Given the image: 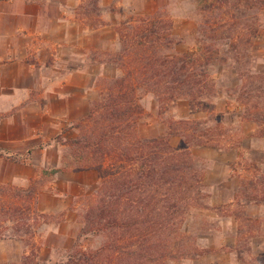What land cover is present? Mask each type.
<instances>
[{
	"label": "trees",
	"instance_id": "trees-1",
	"mask_svg": "<svg viewBox=\"0 0 264 264\" xmlns=\"http://www.w3.org/2000/svg\"><path fill=\"white\" fill-rule=\"evenodd\" d=\"M263 7L264 0H203L197 48L182 53L172 52V21L160 13L121 24V48L107 61L120 74L98 83V98L75 124L78 137H55L73 147V170L94 169L100 177L84 197L83 225L65 264H171L213 251L199 247L184 227L206 196L204 167L190 148L218 147L212 132L220 124L210 125V117L170 120L165 136H138L137 91L159 99L211 102L217 96L214 67L230 68L240 80L236 100L244 106L241 118L264 131V75L251 64L252 39L260 31L257 13ZM173 137L180 138L179 145L171 144ZM28 155L0 148V157L13 161ZM36 192L32 181L26 188L0 185V239L32 242L37 228L47 222L35 209ZM104 232L108 239L102 246L82 248L83 236ZM36 252L33 243L28 257Z\"/></svg>",
	"mask_w": 264,
	"mask_h": 264
},
{
	"label": "crops",
	"instance_id": "crops-1",
	"mask_svg": "<svg viewBox=\"0 0 264 264\" xmlns=\"http://www.w3.org/2000/svg\"><path fill=\"white\" fill-rule=\"evenodd\" d=\"M98 3L103 10L95 22L81 16L83 0H0V147L20 154L29 151L20 162L0 157V185L25 188L50 169L53 175L47 180L49 186L37 189L34 206L41 214L61 215L59 220H48L37 228V264H59L55 253L71 248L82 227L72 202L87 194L99 179L94 169L61 166L63 145L55 141L58 135L65 139L76 136L75 123L87 115L90 103L98 97V80L117 74L113 65L97 56L118 49L116 28L122 20L121 13L107 10L113 7L111 4L118 5V0ZM225 86L218 88L212 105V111L220 116L240 109L232 100L227 103ZM191 107L177 110L176 117L207 116V108ZM237 121L241 127H250V122ZM250 128L243 134L251 135L255 126L251 124ZM157 131L165 132L160 127ZM263 140L264 137H245L241 147L190 148L194 156L205 160L203 182L210 188L214 206L230 203L232 207L238 202L241 214L259 219L261 227L264 204L237 200L235 193L243 170H233L242 150L251 161L263 153ZM257 161L264 169V159ZM218 217L221 235H207V245L221 252L205 254L189 264H247L235 250L240 217L235 213H221ZM251 248L252 255L264 257L263 232L253 238ZM27 254L21 238L0 239V264L20 263ZM244 258L252 257L247 254Z\"/></svg>",
	"mask_w": 264,
	"mask_h": 264
},
{
	"label": "rangeland",
	"instance_id": "rangeland-1",
	"mask_svg": "<svg viewBox=\"0 0 264 264\" xmlns=\"http://www.w3.org/2000/svg\"><path fill=\"white\" fill-rule=\"evenodd\" d=\"M99 0H83L82 8H80L81 16L88 17L91 21H98L99 14L103 8L99 6ZM203 4V0H118V5L111 4L113 7H107V10L116 13L115 11L119 10L121 13L122 20L117 25L116 32L118 37V49L112 53H116L120 50L121 44L118 35V28L121 26L122 23L133 21L138 19L141 16L151 15L153 13H160L161 15L168 17L172 21V33L175 39V45L173 46L172 52L174 53H182L187 50H194L197 48L196 43V34H197V25L199 20L201 19L200 8ZM119 13V12H118ZM117 13V14H118ZM258 20L260 21L259 26V34L252 39V67L253 70L258 71L264 75V7L262 10H259L257 13ZM98 59L105 60L106 62L110 59V53H106L104 55H98ZM111 64V63H110ZM113 65V64H111ZM115 67V65H113ZM116 68V67H115ZM117 69V68H116ZM120 74V71L117 69V74ZM115 75V76H116ZM114 77V76H113ZM213 77L215 79L217 95L219 94V89L225 86L224 93L227 96V103L230 101H234L240 109L238 112L234 113L231 112L223 114L222 116L216 115L212 110V105L215 97L211 102L203 101H196L190 100L187 98H170V99H159L153 93L145 92L142 89L137 91L138 98L137 103L141 109V113L138 116L137 120V127L136 132L138 136L141 137H163L167 134V123L177 120H186V118H177V110L185 109L186 107L189 108V105H192L191 108L193 109H208L207 116L204 118H197L199 120L208 119L209 117V124L214 125L215 123L219 122L220 126L217 130H214L213 137L215 140L219 141L218 147L221 149H226L230 146L241 147L242 140L245 137H264L263 126H258L252 121H247L241 118L240 115L244 112V106L236 100L238 96V89L240 86V80L234 73V71L230 68L226 67H214L213 69ZM107 77H102L98 80V83L102 79H106ZM110 78V77H108ZM101 83V82H100ZM98 98V97H97ZM96 98V99H97ZM186 106V107H185ZM236 114V115H235ZM211 115H214L216 119L211 120ZM238 116V117H237ZM237 118L242 121L250 122L255 126L254 132L249 134L247 133L251 128L248 125L241 127L238 123ZM192 118H188L187 120H191ZM78 123V122H77ZM76 124V123H75ZM160 127L164 129L165 132L160 134L157 129ZM77 129L76 136L70 138H76L80 135V129ZM61 138L62 136L59 135ZM63 140H69V138ZM173 146H177L180 143L179 137H173L170 140ZM264 145V140H263ZM194 147V146H193ZM211 147V146H209ZM2 148V147H0ZM247 149V148H243ZM251 149V148H250ZM251 151V150H250ZM73 147L63 145L61 149V157L63 158L61 166L65 169L73 168L76 164L75 158L72 155ZM244 150L240 153V158L238 160V165H235L237 171L242 172V176L238 180V187L235 193V196L238 199H243L246 202L252 203H263L264 204V169L258 164L257 159H264V152L259 153V155H255L254 161H251L247 158V156L243 153ZM192 153V152H191ZM20 154V153H18ZM251 154H254L251 151ZM196 157V156H194ZM198 160L199 165L203 166L205 169L206 163L205 160L196 157ZM13 161V160H12ZM20 162V161H15ZM259 165V166H257ZM240 166H243L242 168ZM245 169V170H244ZM204 172V171H203ZM50 173V169L45 170L41 176L36 177L33 179V184L38 188H44L45 186H49L47 180L52 178ZM97 180V183L99 182ZM97 183L95 185H97ZM205 184V183H204ZM95 185L91 186L89 192L83 195L80 198L74 199L72 202L73 207L76 208L77 215L83 225V214L86 207V195L91 193ZM12 186V185H10ZM15 187V186H13ZM20 188V187H18ZM26 188V187H25ZM210 188L208 185L205 184L204 194L206 195L203 200L200 201V206L193 208L190 212L186 222H185V229L188 233L195 237L196 244L203 248V249H213L208 254H217V252H221L222 249L219 248H209L207 245V235H215L218 237L221 235L220 233V223L221 213H235L237 216L240 217L241 226L237 231L238 241L235 250L240 251L242 262L247 264H264V257H259L252 255V241L259 233H264V224H259V219H253L244 216L241 214V207L238 202L234 203L231 207L230 203L227 204H219L214 206L213 202L209 198L210 195ZM249 199H255L249 200ZM39 213V212H38ZM41 214V213H39ZM46 215V214H44ZM46 221H56L59 220L61 215H54L48 216L46 215ZM230 227V225H229ZM37 231V230H36ZM35 231V233H36ZM231 230H229V233ZM35 236V234H34ZM34 236L31 239L32 242L28 241L26 238H22L24 244L28 250V254L23 256L20 263H7V264H37L35 258L37 256L32 257L30 255V249L33 243L37 247L34 241ZM108 239L107 232L94 234L89 238L81 240V244L84 245L83 249L85 250H93L100 246H102ZM27 242H29L27 244ZM72 248V246H71ZM71 248L69 250H71ZM68 249L63 251H58L55 253V257H57V261L59 264L66 263V254L69 251ZM225 250V249H223ZM249 255L252 258H244L245 255ZM28 257V258H25ZM201 257V256H200ZM199 258V257H198ZM257 258L259 259V263H257ZM197 259V258H195ZM194 259H186L181 262H171V264H189Z\"/></svg>",
	"mask_w": 264,
	"mask_h": 264
}]
</instances>
